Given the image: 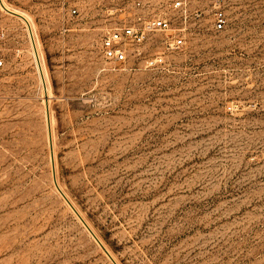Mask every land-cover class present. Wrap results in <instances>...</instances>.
<instances>
[{"label":"rangeland","instance_id":"1","mask_svg":"<svg viewBox=\"0 0 264 264\" xmlns=\"http://www.w3.org/2000/svg\"><path fill=\"white\" fill-rule=\"evenodd\" d=\"M172 1L0 6V264H264V0Z\"/></svg>","mask_w":264,"mask_h":264},{"label":"built area","instance_id":"2","mask_svg":"<svg viewBox=\"0 0 264 264\" xmlns=\"http://www.w3.org/2000/svg\"><path fill=\"white\" fill-rule=\"evenodd\" d=\"M203 0H173L172 7L178 10L184 16L193 4L199 3ZM214 14H215V29L222 30L226 27L227 18L226 12L223 8L222 0H213ZM74 14L77 9H73ZM199 13V11H195ZM138 26H130L120 29H115L108 32L103 38V48L109 58L114 59L116 62L125 63L133 55L141 54V46L147 41L151 34L155 32H169L172 30L171 21L163 15H156L153 17L138 16ZM185 44L184 36L176 31V34L168 35L167 48L169 50L178 49ZM132 46H136V52L132 53ZM156 62H162L163 57L155 59Z\"/></svg>","mask_w":264,"mask_h":264},{"label":"bare ground","instance_id":"3","mask_svg":"<svg viewBox=\"0 0 264 264\" xmlns=\"http://www.w3.org/2000/svg\"><path fill=\"white\" fill-rule=\"evenodd\" d=\"M0 6L1 7H3V8H6L7 10H9L8 9V6L6 5V3L4 2V0H0ZM21 15V14H20ZM24 18L25 19H23L24 21H25V23L27 24V27H28V31H29V35L31 36V33H30V29H32L31 28V24H30V21L28 20V18H26L25 16H24ZM31 38H32V36H31ZM36 45V44H35ZM33 46H34V44H33ZM33 49H34V47H33ZM34 54H35V56L37 55L36 54V50L34 49ZM41 54V53H40ZM37 57V56H36ZM38 59V58H37ZM40 61V60H39ZM37 63H38V60H37ZM41 79H42V77H41ZM49 88V87H48ZM53 117V116H52ZM51 116H49V125H50V127H52V124H53V122H54V120H53V118H52ZM51 130V129H50ZM50 139V138H49Z\"/></svg>","mask_w":264,"mask_h":264},{"label":"water","instance_id":"4","mask_svg":"<svg viewBox=\"0 0 264 264\" xmlns=\"http://www.w3.org/2000/svg\"><path fill=\"white\" fill-rule=\"evenodd\" d=\"M10 11V10H9ZM10 12H12V11H10ZM13 14H15V15H17V16H19V17H21V18H23V19H25L24 18V16H22V15H20V14H18V13H16V12H12ZM55 181H56V178H55ZM56 184H57V182H56ZM58 185V184H57ZM60 191H61V189H60ZM62 192V191H61ZM62 194H64L63 192H62ZM66 200L70 203V205H71V202L66 198ZM87 226V225H86ZM88 227V229H89V231L95 236V234L93 233V231L90 229V227L89 226H87ZM96 237V236H95ZM98 242L101 244V246L104 248V250L106 251V252H108L107 250H106V248L102 245V243L98 240Z\"/></svg>","mask_w":264,"mask_h":264}]
</instances>
